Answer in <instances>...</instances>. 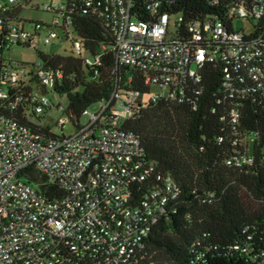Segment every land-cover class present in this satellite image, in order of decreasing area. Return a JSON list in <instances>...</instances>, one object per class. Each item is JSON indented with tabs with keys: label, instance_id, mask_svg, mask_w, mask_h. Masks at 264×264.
<instances>
[{
	"label": "built area",
	"instance_id": "1",
	"mask_svg": "<svg viewBox=\"0 0 264 264\" xmlns=\"http://www.w3.org/2000/svg\"><path fill=\"white\" fill-rule=\"evenodd\" d=\"M210 2L223 7L221 18L186 21L172 8L176 0L20 3L24 11L49 12L52 19L45 22L7 16L19 0H0V55L7 59L0 68V107L10 89L39 81L48 90L62 77L42 59L26 63L6 57L15 46L40 50L41 43L66 39L84 65L99 73L107 46L96 54L85 48L72 24L78 10L104 19L116 65L139 70L148 86L147 92L115 90L94 113L85 108L86 124L63 103L65 94L53 101L44 90L16 94L7 106L11 113L0 109V264H139L151 229L180 190L171 174L156 170L140 137L124 123L150 103L188 102L196 108L208 63L221 68L216 95L224 110L221 120L232 126L241 145L225 163L241 168L254 162L259 133L240 134L237 126L247 100L264 107V0ZM238 20L245 23L236 25ZM55 109L60 116L48 123ZM69 122L76 127L71 134L63 130ZM30 169L45 180L35 179ZM50 183L55 190L47 188ZM243 233L229 248L249 258L253 235L248 226ZM204 256L200 252L196 259ZM250 259L263 264L264 251Z\"/></svg>",
	"mask_w": 264,
	"mask_h": 264
},
{
	"label": "trees",
	"instance_id": "2",
	"mask_svg": "<svg viewBox=\"0 0 264 264\" xmlns=\"http://www.w3.org/2000/svg\"><path fill=\"white\" fill-rule=\"evenodd\" d=\"M30 1L19 0L5 14L20 18L24 11L20 3ZM172 8L182 13L186 21L206 15L221 18L224 12L221 5H213L210 0H176ZM72 16L73 29L89 52L96 54L102 44L107 46L102 52L99 73L85 66L83 58L75 55L71 47L66 53L37 51L46 67L62 71L54 88L66 95L76 116L80 117L91 104L108 100L115 90L132 88L147 92L139 70L116 65L113 35L104 19L80 10ZM6 61L0 55V68ZM221 74L218 64H206L200 84L202 92L194 100L196 108L188 102L150 103L141 114L124 123L140 137L156 170L171 174L180 190L166 214L151 229L139 264H256L250 258L264 251V107L247 100L237 126L240 134L259 133L253 145L254 162L241 168L228 166L225 159L241 145L234 135L236 131L221 120L224 110L216 96ZM35 89L47 91L39 81L10 89V97L0 109L11 113L7 106L16 94L26 96ZM30 172L35 179L45 180L37 170ZM47 188L55 190L51 183ZM246 226L253 235L249 258L248 254L229 248L243 240ZM203 251L205 256L198 261L196 257Z\"/></svg>",
	"mask_w": 264,
	"mask_h": 264
},
{
	"label": "rangeland",
	"instance_id": "3",
	"mask_svg": "<svg viewBox=\"0 0 264 264\" xmlns=\"http://www.w3.org/2000/svg\"><path fill=\"white\" fill-rule=\"evenodd\" d=\"M23 17L32 18L34 20H43L45 22H50L52 19V15L49 12L39 10V9H31L27 8L23 13ZM244 21L238 20L236 22V25L244 24ZM30 24H27V27L30 28ZM39 49L43 51L44 53H66L70 50V42L66 39L62 40H55L52 44H40ZM6 57L11 58L15 61H24L26 63H35L39 59H41V56L39 55L38 51L36 50L35 46H15L11 49L6 50ZM47 95L53 100L57 101L59 97H61V94H59L56 90H54V83H50L48 86V90L46 92ZM63 103L68 104V99L66 97H63ZM90 112H96L100 108V103L95 102L91 104L89 107ZM60 116V113L55 109L52 113H50L46 117V121L48 123H53L54 119ZM89 120V115L85 114L82 115L80 118L81 124H86ZM56 131L58 133H61L62 130L59 127H55ZM76 127L72 122H69L65 128L63 129L65 133L71 134L75 131Z\"/></svg>",
	"mask_w": 264,
	"mask_h": 264
}]
</instances>
